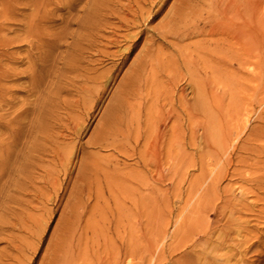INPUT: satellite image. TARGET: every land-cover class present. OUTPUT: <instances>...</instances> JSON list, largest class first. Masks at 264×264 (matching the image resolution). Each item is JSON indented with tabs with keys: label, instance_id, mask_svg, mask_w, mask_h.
I'll use <instances>...</instances> for the list:
<instances>
[{
	"label": "rangeland",
	"instance_id": "rangeland-1",
	"mask_svg": "<svg viewBox=\"0 0 264 264\" xmlns=\"http://www.w3.org/2000/svg\"><path fill=\"white\" fill-rule=\"evenodd\" d=\"M230 3L247 10L245 0H0V41H16L0 61V264H203L193 221L206 178L226 142L263 126L247 104L259 58L242 68L237 46L209 32ZM257 238L245 264H264Z\"/></svg>",
	"mask_w": 264,
	"mask_h": 264
},
{
	"label": "bare ground",
	"instance_id": "bare-ground-1",
	"mask_svg": "<svg viewBox=\"0 0 264 264\" xmlns=\"http://www.w3.org/2000/svg\"><path fill=\"white\" fill-rule=\"evenodd\" d=\"M245 1H246V6H247V10L245 12H243V10L242 12H239L238 10L239 8L237 9L236 3H230L227 6H225L220 12L221 13L220 20L217 21L214 25H211V26L209 25V28H210L209 32L212 34L216 32L220 33L221 35H224L226 37L228 46L229 45L237 46V49H236L237 51L234 53L233 59L236 60V62L239 65H241L242 68L246 64H248L247 63L248 60L259 58V60L256 61V63H254L256 67H254L253 65H248L249 68L250 67L252 68V70L247 72L248 76L246 77L250 78L249 80H251L252 82L257 81L258 83L256 87L253 88V92L249 95L247 104L252 107L253 105L257 106V109H258L257 119L263 126H261V128L256 131L255 130L250 131V133L247 135L248 136L247 140L249 142H235V143L232 142V144H234L232 145V147L230 145H227L230 143L226 142V145L224 147V154L226 156L223 155L225 156V160H222V162L224 161V163L221 162L220 166L217 164L218 167H216L215 169H212L213 171L206 178V186L205 188L202 189L201 195H199L200 201L198 202L196 211H195L196 220L193 221V228L196 233L195 236H197L198 238H203V241L196 246V248L199 249V253H198L199 259L197 261L203 264H223V263L224 264H232V263L233 264H241V263L245 264L246 262H248L247 260H245V257L258 244L257 242H254L253 240L255 239L258 240L257 235L262 237V235L264 234V142H260L261 138L264 139V19L263 17L260 16V13H259L260 12L259 6L264 0H245ZM28 3H31L32 7L34 6L32 1ZM37 3L39 4L41 2L39 1ZM66 3H68V1H66ZM92 4H93L92 6H94V3ZM35 7H39V6H34V8ZM30 11L32 12V10ZM33 12L35 13V16H36L37 10L36 12L35 11ZM9 13L10 12H8V15ZM5 14L7 15V13ZM13 15L15 16V14H12V16ZM12 16L9 17L8 21L13 19ZM92 19H94V17ZM28 20L29 22H31V18L30 19L28 18L27 21ZM34 20H35V17H34ZM86 23L87 24L90 23V20H88V22ZM29 24L30 23H27V25ZM38 24L35 23V26L37 25L38 27ZM84 24L83 26H85ZM39 25L41 26L42 24H39ZM91 25H88V26H91ZM40 26H39V29L42 28ZM83 26L81 25L80 27H83ZM27 27L28 26H26V28ZM30 30L31 29H29V31ZM44 33H45L44 31L43 33L42 31L40 32V34H43V35ZM92 33H95V32H92ZM88 37L90 38V35ZM29 38L31 39L32 35H30ZM26 39H28L27 35H26ZM48 39H50V37ZM57 39L59 41V38ZM62 39L64 38H61V40ZM84 39H88V38L84 37ZM38 40L39 39L37 38V41ZM45 40L41 42H44ZM41 42L39 45H41ZM11 43L9 41L5 42L4 40L0 41V50L3 51L0 53V61L4 59L2 57L8 56L6 54L7 53L6 49L8 50V47L12 45ZM47 44H51V43H47ZM34 45H36L35 42H34ZM42 45H45V44H42ZM81 45H80V48L85 49V48H82ZM35 48L37 49V47ZM40 48L41 47L39 46V49ZM3 71L4 69H2V72ZM8 73L10 74L12 72H8ZM11 75H10V78H11ZM31 75L33 76L32 73ZM31 75H30L31 78L35 77V76L32 77ZM13 76L15 75H12V79H13ZM2 78H3V75L1 79ZM5 79H6V75H5ZM31 80L32 79H30V81ZM33 83L37 84V81ZM31 85L33 89L34 85L32 83ZM1 92L2 94L4 93L3 90H1ZM245 106L247 105H244V108L242 109V111L244 110V112H241L239 110V112H241L240 114L242 115V116L240 115L241 117L239 116L240 117L239 121H241V125L244 130L246 127L244 126V124L247 121L248 114L250 113L248 112V109H246L247 107L245 108ZM252 107L251 109L253 110ZM258 132H260L259 136L263 135L259 140L256 139ZM238 135L240 136V133L237 134L236 137H238ZM227 180H228V183H226L224 187L221 188V184ZM193 234H194V231H193ZM207 251H208V254L206 255L205 252ZM260 253L262 252L257 253V258L261 257ZM201 254L203 256L202 258H200Z\"/></svg>",
	"mask_w": 264,
	"mask_h": 264
}]
</instances>
